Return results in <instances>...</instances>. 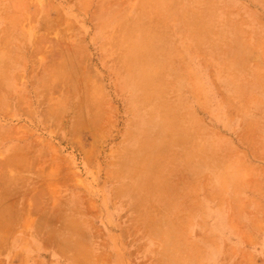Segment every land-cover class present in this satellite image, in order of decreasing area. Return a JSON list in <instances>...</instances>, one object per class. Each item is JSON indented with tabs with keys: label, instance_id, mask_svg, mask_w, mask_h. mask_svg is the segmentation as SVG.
<instances>
[{
	"label": "rangeland",
	"instance_id": "rangeland-1",
	"mask_svg": "<svg viewBox=\"0 0 264 264\" xmlns=\"http://www.w3.org/2000/svg\"><path fill=\"white\" fill-rule=\"evenodd\" d=\"M200 2L0 0V264H208L196 241L218 238L177 229L164 187L178 161L159 124L182 97L197 98L230 163L246 160L229 174L256 172L264 198V85L237 69L252 59L236 54V23L223 37L220 17L191 21ZM205 35L213 68L196 72ZM231 206L236 224V196ZM260 217L247 248L228 243L229 261L264 264Z\"/></svg>",
	"mask_w": 264,
	"mask_h": 264
},
{
	"label": "crops",
	"instance_id": "crops-1",
	"mask_svg": "<svg viewBox=\"0 0 264 264\" xmlns=\"http://www.w3.org/2000/svg\"><path fill=\"white\" fill-rule=\"evenodd\" d=\"M201 1H205L198 4L197 9L201 13L196 14V18L191 21L208 23L220 17L219 20L223 23L221 29L223 37L224 22L236 23L239 46L236 54L239 58L251 56L252 59L244 66L238 64L237 69L254 73L252 80L243 79L245 85L254 87L264 85V0ZM208 2L211 3L206 4ZM170 7L172 9H169L168 13L175 21L180 16V10L177 12L178 7L174 3ZM206 38V35L200 38L203 50L195 53L197 63L193 67L196 72L210 71L213 68L212 64L208 63L210 54L206 49L208 45ZM229 53L227 46L221 52V57L224 58ZM198 83L201 84L200 80ZM196 100L195 96L180 98L179 109L172 111L171 118L167 114L165 117L163 115L159 124L164 129L159 138L165 141L163 150L166 162L173 160L169 152L178 161V164L172 161V165H166L171 167L166 173L172 176L166 175L164 179L166 197L179 200L180 208L173 213L180 214L182 219L181 224L177 223V229L206 230L210 236L218 238L215 244L196 241L200 252L207 256L208 264H235L236 261L237 264H258V260L256 262L245 260L240 255L229 261L224 253L228 243L236 245L238 249L247 248L251 234H256L260 229L258 220L264 214V198L261 193L259 194L262 180L256 172L249 173L248 177L240 178L236 175V179L229 174L230 165L233 164L232 167L243 170L246 160L241 158L242 156L239 158L238 153L237 164L229 162L227 149L223 146L227 145L225 137L208 123L204 114L198 110ZM169 119L173 122H168ZM214 153L217 164L213 162ZM234 196L241 206L237 211L239 219L236 224L231 221L233 212L231 204ZM178 253L179 259L184 261L189 254L187 242L178 246L176 254ZM170 259L174 261L176 258Z\"/></svg>",
	"mask_w": 264,
	"mask_h": 264
},
{
	"label": "bare ground",
	"instance_id": "bare-ground-1",
	"mask_svg": "<svg viewBox=\"0 0 264 264\" xmlns=\"http://www.w3.org/2000/svg\"><path fill=\"white\" fill-rule=\"evenodd\" d=\"M29 2H31V1H29ZM17 9V8H16ZM36 12V11H35ZM17 14V13H16ZM23 14V13H22ZM25 15V14H24ZM48 69V68H47ZM51 82V81H50ZM47 86V85H46ZM74 108H75V106H74ZM78 121V120H77ZM74 122H75V120H74ZM93 124V123H92ZM14 127V126H13ZM27 129V128H26ZM12 133V132H11ZM13 137V136H12ZM10 159V158H9ZM16 163V162H15ZM26 164V163H25ZM6 166H7V164H6ZM30 166V165H29ZM13 168V167H12ZM22 168V167H21ZM8 169V168H7ZM0 173H1V171H0ZM23 176V175H22ZM51 186V185H50Z\"/></svg>",
	"mask_w": 264,
	"mask_h": 264
}]
</instances>
